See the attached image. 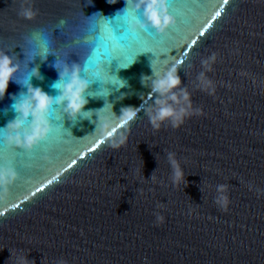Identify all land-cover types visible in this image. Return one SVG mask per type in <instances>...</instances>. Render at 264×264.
Segmentation results:
<instances>
[{
    "label": "water",
    "instance_id": "water-1",
    "mask_svg": "<svg viewBox=\"0 0 264 264\" xmlns=\"http://www.w3.org/2000/svg\"><path fill=\"white\" fill-rule=\"evenodd\" d=\"M126 6L0 0V56L16 63L25 35L60 20L55 42L69 65L109 62L117 47L133 53L106 65L128 85L107 86L113 106L86 94L84 111L102 109L91 120L74 122L68 101L44 120L39 94L32 146L0 139V168L10 170L0 180V264H264V0H134L150 30L135 40L113 23L117 44L104 16ZM151 12L171 24L153 27ZM55 59L30 65L44 77L32 85L53 97L62 95ZM11 71L0 60V85ZM83 90L69 89L72 105ZM22 91L9 81L0 128L20 115L11 106Z\"/></svg>",
    "mask_w": 264,
    "mask_h": 264
},
{
    "label": "clouds",
    "instance_id": "clouds-1",
    "mask_svg": "<svg viewBox=\"0 0 264 264\" xmlns=\"http://www.w3.org/2000/svg\"><path fill=\"white\" fill-rule=\"evenodd\" d=\"M108 2L110 4H114L117 3L118 0H108ZM126 5L127 6L124 9L118 10L115 13L114 17L104 16V18L111 21L112 24L116 23L117 25L125 26L127 31L131 33L142 34L148 32L150 30L149 24L145 23L142 19H136L133 17L127 22L119 19L124 17L125 13L136 12L134 0H126ZM22 14L31 15V13L29 12H24ZM99 14L101 13H96L90 17H85L87 21H91L92 18L98 16ZM148 21L153 27H156L161 31L171 24V20L169 17L165 16L162 19L157 14V12H151V14L148 15ZM65 24V20H60L59 24L56 25L53 31L40 28L33 30L31 33L25 35L23 38L24 43L22 46H20L25 59L23 61H20L17 58L19 63L12 61L10 57L0 56V60L8 61L12 69L6 85L0 86V99L4 98L10 80H15L22 87L27 88V93L22 91L21 93H19V95L12 97L14 103L12 104L11 109L20 115H18L14 121H10L6 127L0 128V139H5L10 143H19V138L23 136V146H32L33 136L39 134L38 130L35 127V116L37 110H39L37 101V97L39 94H42L48 98L47 105H45L43 110L40 111V115L44 120H47L53 114L55 110L53 108V105H63L64 101H68L69 103L66 107L63 108V111L65 113H68L71 119L76 122L78 118L91 120L94 114L97 115L100 110L105 109L109 104L113 106V104L108 102L107 100L112 91L109 87H107L108 85L116 86L117 90L128 86L126 80L120 78L118 74L111 73L109 67H106V65H110L111 62H100L90 58L83 61L82 64L73 63L69 65L67 63L69 54L64 49L57 48L54 36V33L57 30H62ZM50 55L55 56L56 58L55 63L51 64L50 66L54 67L59 74V79L53 83L52 87L62 92V95L55 97L48 95L42 89L36 88L32 85V79L34 77L40 80H43L44 77L40 73L39 64H37L35 67H30V65L34 63L37 58H39L41 62H47ZM135 60L136 58L131 63H126L123 66H121L120 62L119 69L129 68L132 63L135 62ZM151 66L155 74L153 62ZM82 74L85 75L82 76ZM145 77L142 78L143 84H145ZM97 82H99L100 88L96 91L87 92L90 85ZM81 84L84 85L81 102L79 106L74 107L71 104L70 96L68 95L69 89L73 86L79 88V85ZM86 94L92 96L93 98H103L105 100V106L99 110L84 111V106L88 103V100L85 98ZM7 111L8 109L5 110V113H7ZM29 116L34 117V120L31 122L30 126H26ZM6 129H11V131H6ZM169 161L173 166V179L180 180L182 173L177 161L173 159L171 153H169ZM6 171H8L10 174V170L0 168V180H2ZM157 219L162 220L163 217L157 215Z\"/></svg>",
    "mask_w": 264,
    "mask_h": 264
},
{
    "label": "snow or ice",
    "instance_id": "snow-or-ice-1",
    "mask_svg": "<svg viewBox=\"0 0 264 264\" xmlns=\"http://www.w3.org/2000/svg\"><path fill=\"white\" fill-rule=\"evenodd\" d=\"M127 14H132V16L136 19H141V15L138 13H125V15ZM217 15H219V13H217ZM104 31L105 33H108L110 36V39L112 41H115L117 44L120 43V40L122 39L119 35H117L116 30L113 27V24L111 21H109L105 26H104ZM135 34V33H134ZM140 38V34H135L134 39L135 40H139ZM133 55L132 51H131V47L130 46H125V47H117V49L115 50L114 53H112L109 56V62H111L112 59L118 58L121 60H124L127 57H131ZM2 86V85H0ZM74 107L76 105H73Z\"/></svg>",
    "mask_w": 264,
    "mask_h": 264
}]
</instances>
